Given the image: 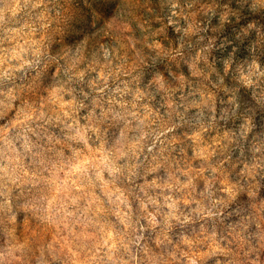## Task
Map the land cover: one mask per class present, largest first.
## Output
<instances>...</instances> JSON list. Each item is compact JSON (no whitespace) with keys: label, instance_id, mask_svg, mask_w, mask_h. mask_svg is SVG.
Returning <instances> with one entry per match:
<instances>
[{"label":"clouds","instance_id":"obj_1","mask_svg":"<svg viewBox=\"0 0 264 264\" xmlns=\"http://www.w3.org/2000/svg\"><path fill=\"white\" fill-rule=\"evenodd\" d=\"M0 264H264V0H0Z\"/></svg>","mask_w":264,"mask_h":264}]
</instances>
